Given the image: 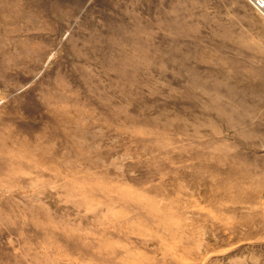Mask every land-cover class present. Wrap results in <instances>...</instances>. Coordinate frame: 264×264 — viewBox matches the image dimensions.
<instances>
[{"label": "rangeland", "instance_id": "374dc122", "mask_svg": "<svg viewBox=\"0 0 264 264\" xmlns=\"http://www.w3.org/2000/svg\"><path fill=\"white\" fill-rule=\"evenodd\" d=\"M260 2L0 0V264H264Z\"/></svg>", "mask_w": 264, "mask_h": 264}, {"label": "bare ground", "instance_id": "6f19581e", "mask_svg": "<svg viewBox=\"0 0 264 264\" xmlns=\"http://www.w3.org/2000/svg\"><path fill=\"white\" fill-rule=\"evenodd\" d=\"M255 1L257 2V4L259 3V4H258L259 7H262V6H263V5L261 4L260 0H255ZM253 2H254V1H253ZM254 6L257 8L256 5H254ZM257 9H258V8H257Z\"/></svg>", "mask_w": 264, "mask_h": 264}, {"label": "built area", "instance_id": "2783aa9c", "mask_svg": "<svg viewBox=\"0 0 264 264\" xmlns=\"http://www.w3.org/2000/svg\"><path fill=\"white\" fill-rule=\"evenodd\" d=\"M259 4V3H258Z\"/></svg>", "mask_w": 264, "mask_h": 264}]
</instances>
